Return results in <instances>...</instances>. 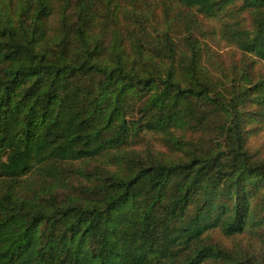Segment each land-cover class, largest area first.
<instances>
[{
  "label": "trees",
  "instance_id": "16d2710c",
  "mask_svg": "<svg viewBox=\"0 0 264 264\" xmlns=\"http://www.w3.org/2000/svg\"><path fill=\"white\" fill-rule=\"evenodd\" d=\"M0 264H264V0H0Z\"/></svg>",
  "mask_w": 264,
  "mask_h": 264
},
{
  "label": "rangeland",
  "instance_id": "374dc122",
  "mask_svg": "<svg viewBox=\"0 0 264 264\" xmlns=\"http://www.w3.org/2000/svg\"><path fill=\"white\" fill-rule=\"evenodd\" d=\"M212 44V43H211ZM214 45V47H216V45L215 44H213ZM217 48V47H216ZM256 143L255 144H257V145H260V144H262V141L261 140H259L258 142L257 141H255ZM142 146H146V145H142Z\"/></svg>",
  "mask_w": 264,
  "mask_h": 264
}]
</instances>
